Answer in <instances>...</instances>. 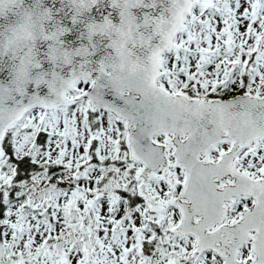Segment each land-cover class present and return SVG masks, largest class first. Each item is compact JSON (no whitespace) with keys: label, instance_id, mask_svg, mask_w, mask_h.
I'll return each mask as SVG.
<instances>
[{"label":"snow or ice","instance_id":"1","mask_svg":"<svg viewBox=\"0 0 264 264\" xmlns=\"http://www.w3.org/2000/svg\"><path fill=\"white\" fill-rule=\"evenodd\" d=\"M0 264H264V0H0Z\"/></svg>","mask_w":264,"mask_h":264}]
</instances>
